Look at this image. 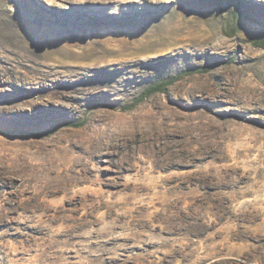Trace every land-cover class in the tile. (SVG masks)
Segmentation results:
<instances>
[{"label":"rangeland","instance_id":"1","mask_svg":"<svg viewBox=\"0 0 264 264\" xmlns=\"http://www.w3.org/2000/svg\"><path fill=\"white\" fill-rule=\"evenodd\" d=\"M261 41L264 0H0V264H264Z\"/></svg>","mask_w":264,"mask_h":264},{"label":"trees","instance_id":"2","mask_svg":"<svg viewBox=\"0 0 264 264\" xmlns=\"http://www.w3.org/2000/svg\"><path fill=\"white\" fill-rule=\"evenodd\" d=\"M259 46L264 47V41L258 42ZM165 88V82H157L153 85L148 86L141 94L140 96L137 98L136 102L141 101L145 96L149 95L150 93L154 92V91H163Z\"/></svg>","mask_w":264,"mask_h":264},{"label":"bare ground","instance_id":"3","mask_svg":"<svg viewBox=\"0 0 264 264\" xmlns=\"http://www.w3.org/2000/svg\"><path fill=\"white\" fill-rule=\"evenodd\" d=\"M38 1H40V0H38Z\"/></svg>","mask_w":264,"mask_h":264}]
</instances>
